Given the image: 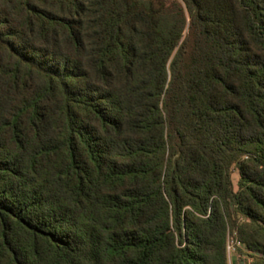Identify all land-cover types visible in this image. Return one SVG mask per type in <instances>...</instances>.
I'll return each mask as SVG.
<instances>
[{
    "label": "trees",
    "instance_id": "trees-1",
    "mask_svg": "<svg viewBox=\"0 0 264 264\" xmlns=\"http://www.w3.org/2000/svg\"><path fill=\"white\" fill-rule=\"evenodd\" d=\"M234 232L264 264V0H0V264H230Z\"/></svg>",
    "mask_w": 264,
    "mask_h": 264
},
{
    "label": "built area",
    "instance_id": "built-area-1",
    "mask_svg": "<svg viewBox=\"0 0 264 264\" xmlns=\"http://www.w3.org/2000/svg\"><path fill=\"white\" fill-rule=\"evenodd\" d=\"M244 245L242 242L238 239L236 232H234L232 235L229 236L228 239V244H227V251H228V256H229V261L230 258L233 256L238 255L239 258H242L244 260L243 264H251V260L248 259L245 256H240L238 250L243 249Z\"/></svg>",
    "mask_w": 264,
    "mask_h": 264
},
{
    "label": "crops",
    "instance_id": "crops-1",
    "mask_svg": "<svg viewBox=\"0 0 264 264\" xmlns=\"http://www.w3.org/2000/svg\"><path fill=\"white\" fill-rule=\"evenodd\" d=\"M230 264H243V261L241 260V258H239L238 255H236L230 258Z\"/></svg>",
    "mask_w": 264,
    "mask_h": 264
},
{
    "label": "rangeland",
    "instance_id": "rangeland-1",
    "mask_svg": "<svg viewBox=\"0 0 264 264\" xmlns=\"http://www.w3.org/2000/svg\"><path fill=\"white\" fill-rule=\"evenodd\" d=\"M237 179H238V174H235L234 181L237 182Z\"/></svg>",
    "mask_w": 264,
    "mask_h": 264
}]
</instances>
